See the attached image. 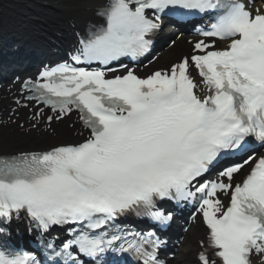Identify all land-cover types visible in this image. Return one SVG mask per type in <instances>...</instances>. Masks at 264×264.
I'll list each match as a JSON object with an SVG mask.
<instances>
[{
	"label": "snow or ice",
	"instance_id": "1",
	"mask_svg": "<svg viewBox=\"0 0 264 264\" xmlns=\"http://www.w3.org/2000/svg\"><path fill=\"white\" fill-rule=\"evenodd\" d=\"M174 8L214 12L211 28L199 33L214 39L196 40L193 53L167 69L141 78L121 65L125 73L108 78L101 68L64 63L25 82V99L50 109L49 121L76 112L89 132L76 145L0 158V223L24 214L44 233L79 226L60 250L41 241L49 264H82L79 256L107 251L161 264L162 241L152 233L128 240L115 222L135 212L165 226L172 217L158 209L163 200L198 202L208 230L199 264H253V254L264 264V154H251L264 148V8L253 12L240 0H107L97 11L103 23L89 27L72 60H135L149 50L161 14ZM217 40L226 47L217 50ZM193 67L210 93L203 98ZM229 153L247 156L203 179ZM221 196L230 197L227 205ZM0 264L41 261L2 248Z\"/></svg>",
	"mask_w": 264,
	"mask_h": 264
},
{
	"label": "bare ground",
	"instance_id": "2",
	"mask_svg": "<svg viewBox=\"0 0 264 264\" xmlns=\"http://www.w3.org/2000/svg\"><path fill=\"white\" fill-rule=\"evenodd\" d=\"M100 2L101 0H8L4 5V10L20 12L18 22H12L11 20L9 22L12 28H18L16 32L19 33L17 36L24 35V37H28L30 28L37 25L30 23V21H24V19L30 16L36 17L39 20L37 23L41 22V24L42 22L52 24L57 22L59 23L58 33L66 31L71 36L74 35V31L78 30L80 22H83L93 14L94 7L99 5ZM44 4L48 6H43ZM61 12L65 14L71 12L69 16L76 21L74 27H70L64 21L65 14L62 15ZM81 14H85V17ZM173 54V51H169L164 58ZM16 113H21V111H17ZM43 122L39 121L37 123ZM68 126L73 128L70 129ZM25 128L26 126L23 128H18L17 126H9V128H6L9 129L6 136L3 137L0 135V150H6L11 146H47L54 140L65 139L71 136L78 129V125H74L70 118L60 121L58 125H53L54 132L57 134L54 140L50 139L47 133H44L42 130L33 132L26 131ZM77 135H79V132ZM189 233L186 235L185 245L178 251L174 264H194L191 260V252L193 251V245L195 247L196 245L193 243L194 239Z\"/></svg>",
	"mask_w": 264,
	"mask_h": 264
}]
</instances>
